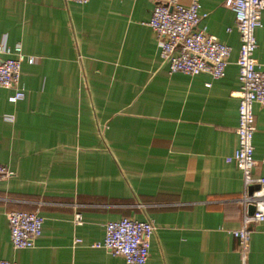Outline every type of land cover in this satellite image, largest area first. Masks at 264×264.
Listing matches in <instances>:
<instances>
[{
  "label": "crops",
  "instance_id": "crops-1",
  "mask_svg": "<svg viewBox=\"0 0 264 264\" xmlns=\"http://www.w3.org/2000/svg\"><path fill=\"white\" fill-rule=\"evenodd\" d=\"M198 1L199 25L231 46L217 78L167 70L146 23L151 0H0V40L34 56L20 63L23 97L0 87V164L12 171L0 180V258L127 264L90 246L107 220L127 217L154 225L143 264H264V220L248 224L243 258L230 232L243 190L224 159L236 146L233 12ZM260 21L253 56L264 69V10ZM252 113V174L264 176V104ZM11 210L43 217L31 246L11 245Z\"/></svg>",
  "mask_w": 264,
  "mask_h": 264
},
{
  "label": "built area",
  "instance_id": "built-area-1",
  "mask_svg": "<svg viewBox=\"0 0 264 264\" xmlns=\"http://www.w3.org/2000/svg\"><path fill=\"white\" fill-rule=\"evenodd\" d=\"M83 3L87 0H67ZM153 5L147 24L155 32L159 42V56L166 63L169 72L196 74L207 72L212 77L224 74L231 46L220 42L207 32L199 20L205 15L200 11L198 0H151ZM233 12L234 27L238 33L239 45L235 63L239 87L236 90L237 122L233 128L236 146L225 156L241 173L242 193L239 198L242 207L240 226L230 230L237 238L240 254L245 256L249 241V223L264 220V176L252 174L255 160L252 156V134L254 117L252 104H264V69L257 66L253 51L256 47L254 29L261 25L260 14L264 0H223ZM22 60L31 63L34 56L25 54L19 42L8 44L5 36L0 40V87L13 88L9 100L23 97L18 85L19 68ZM10 120L11 115L5 114ZM12 171L0 164V180L11 176ZM249 204L253 205L251 213ZM10 243L14 248H25L33 244L41 232L43 217L37 212L11 210L6 213ZM80 216L74 214L75 222ZM101 240L90 244L102 247L112 255H119L127 264H143L147 258L150 237L154 225L147 219L121 217L107 220ZM80 241L74 238L73 242ZM0 264H15L0 258Z\"/></svg>",
  "mask_w": 264,
  "mask_h": 264
},
{
  "label": "water",
  "instance_id": "water-1",
  "mask_svg": "<svg viewBox=\"0 0 264 264\" xmlns=\"http://www.w3.org/2000/svg\"><path fill=\"white\" fill-rule=\"evenodd\" d=\"M252 210H253V205L252 204H249V206H248V212L251 213Z\"/></svg>",
  "mask_w": 264,
  "mask_h": 264
}]
</instances>
